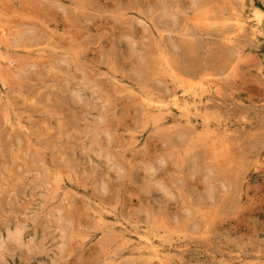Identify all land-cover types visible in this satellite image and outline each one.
Masks as SVG:
<instances>
[{
	"label": "rangeland",
	"instance_id": "1",
	"mask_svg": "<svg viewBox=\"0 0 264 264\" xmlns=\"http://www.w3.org/2000/svg\"><path fill=\"white\" fill-rule=\"evenodd\" d=\"M143 235L264 264V0H0V264H158Z\"/></svg>",
	"mask_w": 264,
	"mask_h": 264
},
{
	"label": "bare ground",
	"instance_id": "2",
	"mask_svg": "<svg viewBox=\"0 0 264 264\" xmlns=\"http://www.w3.org/2000/svg\"><path fill=\"white\" fill-rule=\"evenodd\" d=\"M260 24H261V21H258L257 25L254 26L257 31L260 29V27L262 25V24L261 25ZM15 232H16V237L20 238L21 233L19 231H15ZM142 239H143L142 244L144 245L145 250L147 252L151 253V257H154L155 259H157L158 264H166V262H165L166 256H164V254L162 252L154 250V248H153L154 244L152 243V241L145 235L142 236Z\"/></svg>",
	"mask_w": 264,
	"mask_h": 264
}]
</instances>
